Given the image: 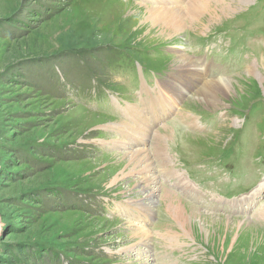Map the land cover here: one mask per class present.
I'll return each instance as SVG.
<instances>
[{
	"label": "rangeland",
	"instance_id": "1",
	"mask_svg": "<svg viewBox=\"0 0 264 264\" xmlns=\"http://www.w3.org/2000/svg\"><path fill=\"white\" fill-rule=\"evenodd\" d=\"M202 1L167 39L155 0H0V264H264V0ZM196 63L224 107L176 91L133 171L108 125ZM181 203L207 214L183 226Z\"/></svg>",
	"mask_w": 264,
	"mask_h": 264
},
{
	"label": "bare ground",
	"instance_id": "2",
	"mask_svg": "<svg viewBox=\"0 0 264 264\" xmlns=\"http://www.w3.org/2000/svg\"><path fill=\"white\" fill-rule=\"evenodd\" d=\"M155 1L157 3H161L160 5H158L159 7H166V8H164V9H162V8L161 9H156L154 12L150 11L148 9L147 11H148V14H149V18L151 19V15H152L154 20H151V21H152L153 25L156 26L157 28L159 26H162L161 31L166 33L165 36H166L167 39L171 38L172 35H174V34L177 35V32L179 31L178 29L181 30V29L184 28V30H185V28H186L185 27V18L186 17H188L190 19V22H191L192 26H196V23H200V21H201V16L205 12L204 9L205 8L208 9V5L206 4V2H203L202 0H172V2L175 1L174 3H179V5L177 7H175L174 4H169L171 6V8H173V9H170L168 6H166L164 4L165 2H163L161 0H155ZM245 1L246 0H237L235 6L242 5V4H244ZM211 2H212L213 5H215V4L219 3L220 0H211ZM151 7H154V6H151ZM181 8H185V9H181ZM228 12H230V11L227 9L226 13H228ZM204 25H206V24H204ZM205 30H207V29H205ZM182 53L184 54V56L182 58L183 62H186L187 56H186L185 52H182ZM202 66H204V64H202ZM205 66H206L207 72H208L209 68H208L207 65H205ZM180 67H182V66H176V68L174 69V72L171 75V78L169 79V81L173 84V88H174V91H172V88L170 86H167V91H168L169 95H174L175 92L178 91L180 96L181 95L184 96L185 93H184L183 89L185 87L191 85L192 88L189 91H193V92L197 93L200 98L202 97L203 100H204L203 101L204 105H205V102L208 101V104H210V105L212 104V105L216 106L219 103H221L220 102L221 97L226 95L227 92H229L231 90V87L229 85L230 79H218V80L205 79L208 76V73L206 75L204 73H202V69L200 67H198L197 63H196L197 71H196V73H194L191 76H189L187 74V69L180 68ZM207 82H209V83H207ZM195 83H197L196 86H195ZM143 84H145V82H143ZM144 89H147L146 91H148L149 87H147V85H144ZM170 92H172V94H170ZM140 94H142L141 91H139L138 95H140ZM152 94H153L154 97H150L149 95L146 96L148 98L147 103H146V111L147 112H149V110L151 108L156 107L159 104V102L162 103V105H163V106L160 105L161 109H159V110L166 111V112H171L172 111V108H170V107L168 108V107L164 106L163 103L166 100L164 98L160 99L163 96V94H161L160 91L155 90V91L152 92ZM175 100L177 101L178 99L175 98ZM129 106H130L131 111L127 112V114L133 115V117L135 119V123L133 124L131 122V125L134 127V129L136 131L132 130L131 126H125V128H129L127 130L123 129L124 125H126L128 122H124L122 124L121 121H118V122H116L114 124L110 123L108 126L110 127V132L112 133V135L116 134V133L118 134L119 130H120V127H122V131H120V135L122 136V139H121L122 142L117 147L118 148H122L123 147V149L125 151V150H127V145L129 143H131L133 145V149L131 151H128V152L126 151V153L123 152V150H122L121 153H125L124 158H126L128 160L127 163L130 166H132L133 171H134V169H136L137 172L143 173L144 171H147V170H145L147 167L146 168H144V167L145 166H149V164H150L149 162H150V159H151V157L148 156V154L146 152L147 150L144 148V145H145L144 141L146 142L145 138L148 135V134L146 135L144 132L147 133L148 132L147 130H152V127H151L150 123L148 122V120L146 119V115L147 114L144 115V114H142L143 112L142 113L138 112V110H136L134 104H129ZM221 107H224V106H218V107L216 106V107H213V108L216 109V108H221ZM181 108H180V110H181ZM149 116L152 117L151 115H149ZM152 119H153V117H152ZM145 120H146V123H145ZM191 120L193 121V123L191 125L190 124L189 125L192 126V127H195V118L191 117ZM157 121H159L158 118H156V122ZM144 123L146 124L145 125L146 127L142 130L141 125L144 124ZM154 125H156L155 121H154ZM196 127L198 128V127H201V126L196 125ZM159 131H160L159 133H163L161 130H159ZM136 132L139 135L137 137H134L133 140H132V137H133V135ZM160 135H162V134H160ZM162 137L164 139L163 135H162ZM158 139H160V138H158ZM121 153H120V155H122V157H123V154H121ZM140 167H141V169L138 171L137 168L139 169ZM152 179H153V176H152V178H149L145 174H143V176H142V180L147 181L146 183L148 185L152 184V186H153L154 185V180H152ZM178 184H179L178 186H182V184L180 182H178ZM263 192H264V179L256 187L255 194H258V193L262 194ZM253 199H254L253 201H256L255 198H253ZM126 203L122 204V209H123V206ZM128 206L129 205H126L125 208L126 209L128 208V210L129 209L130 210L133 209L132 206H129V207ZM181 206H183V203H181L177 207V209L179 210V217L181 219V223L183 224V226H187L188 223L192 222L194 217H196L198 214H200L201 217H204L207 214V213L204 214V212H202V211H200V210H198V209H196L194 207H193L194 209L191 208V209H193L192 211H187V209L186 210L182 209ZM189 209L190 208H188V210ZM262 209L264 210V207H262ZM223 217L226 218V216H223ZM226 219L229 222L233 221L232 218H226ZM240 221H242V220H240ZM202 222H203V220L201 222L199 220V223H202ZM138 223L139 222H137V224ZM199 223H197V224H199ZM178 225H180V224H178ZM141 226H143V225H141ZM253 226L258 228L256 225H253ZM246 227H247V225H246ZM143 229H144V227H143ZM140 230H142V229H140ZM147 234H149V233H147ZM140 235H143V237L145 238L146 231L145 232L143 231L141 233H136L137 237H140ZM261 236H264L263 232H262ZM263 242H264V240H261L258 243H263ZM138 250L141 251V248L138 247Z\"/></svg>",
	"mask_w": 264,
	"mask_h": 264
}]
</instances>
